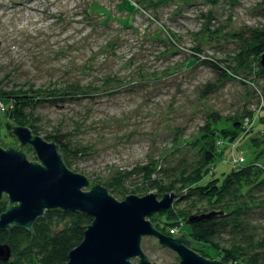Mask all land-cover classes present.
<instances>
[{
  "label": "rangeland",
  "instance_id": "obj_1",
  "mask_svg": "<svg viewBox=\"0 0 264 264\" xmlns=\"http://www.w3.org/2000/svg\"><path fill=\"white\" fill-rule=\"evenodd\" d=\"M89 8L94 13L87 16ZM209 14L215 18L212 29L245 33L264 26V0H0V88L17 93L29 87L96 86L94 97L76 95L65 103L27 106L26 118L43 138L62 134L71 150L84 152L77 156L60 150L70 170L107 188L110 183V194L124 200L131 194L125 188L141 183L137 168L156 161L165 177L191 169L197 154L186 142L196 138L210 114L227 119L260 107L264 76L254 74L245 82L231 72L215 92L203 96L205 87L220 78L206 60L225 64L237 47L236 41L222 37L205 42L202 57L192 59ZM8 122V115L0 114L4 149L19 145ZM245 122L246 132L224 148L202 184L223 181L240 165L264 164V145L252 141L264 134L263 107L251 125ZM23 151L29 161H38L31 147ZM255 191L264 198V185ZM204 204L181 196L171 208L195 214ZM152 216L149 220L166 236L184 235L192 241L184 217L169 227L165 215ZM245 220L237 230H222L217 241L223 247L241 244L248 255L257 254L264 262V208H254ZM194 245L209 253L203 257L221 261L211 246ZM142 249L152 264L180 262L178 254L155 237H145Z\"/></svg>",
  "mask_w": 264,
  "mask_h": 264
},
{
  "label": "trees",
  "instance_id": "obj_2",
  "mask_svg": "<svg viewBox=\"0 0 264 264\" xmlns=\"http://www.w3.org/2000/svg\"><path fill=\"white\" fill-rule=\"evenodd\" d=\"M139 1L141 3L146 1L163 3L165 0ZM207 1L213 4L220 2V0ZM92 13H94L92 8L85 11L87 16ZM213 20L215 18L209 14L208 22L201 32L204 36L203 40L193 48L192 59L202 57L205 42H219L222 37L227 40L233 39L237 47L234 53L228 56L225 64L223 61L209 60L208 62L206 60V63L214 68L220 78L217 83L208 84L205 87L203 96L215 92L220 83L231 78V72L245 82L252 74L259 77L264 76V68L260 64L264 53V26L249 28L245 33H225L222 29L211 28ZM103 84L106 85V82ZM97 91L98 88L94 85L82 86L80 84L44 89L29 87L27 91L20 90L17 93L5 92L0 88V102L6 107L5 112H0V114L8 115V129H12L13 125H25L34 134L39 135V129L26 118L25 108L27 106H35L44 102L65 103L76 95L94 97ZM259 106L264 109V97L260 98ZM259 108L248 110L243 116L227 119L214 113L210 114L196 138L191 142H186L197 154L191 169L185 168L178 175L165 177L159 174L161 168L158 171L157 162L154 161L135 170L142 172L140 184L134 185L130 190L125 188L131 195L154 192L162 198L166 194L178 192L185 199L193 197L205 202L204 206L196 209L195 214H193L194 210L185 212L181 209L177 212L174 208L158 214L166 216V223L169 227L176 225L179 217H184L188 223L191 217L196 218V221L190 223V239L194 249L202 256H209L207 251L194 245V242L211 246L219 252L220 260L226 264H264L257 254L248 255L247 250L241 244L234 243L223 247L217 241L222 230L230 226L235 230L239 229L251 210L264 208V198L255 191L264 185V164L240 165L241 167L234 169L223 181L213 179L206 184L202 182L215 161L223 157L224 148L236 143L246 132L248 127L245 126V121H249L247 123L249 125ZM260 137L252 139L257 147L264 145V134ZM44 139L55 142L63 153L68 151L75 153L62 134L47 135ZM83 153V151H76L75 155H83ZM124 178L123 176L121 180ZM109 187L111 188L110 183ZM108 191L110 192V189ZM7 204L8 201L0 202V215L6 210ZM92 221V217L80 212L49 210L36 220L32 231L22 227H13L9 231L0 230V243L7 244L12 252L10 260L8 262L0 260V264H63L69 260L70 252L83 242L86 227Z\"/></svg>",
  "mask_w": 264,
  "mask_h": 264
},
{
  "label": "water",
  "instance_id": "obj_3",
  "mask_svg": "<svg viewBox=\"0 0 264 264\" xmlns=\"http://www.w3.org/2000/svg\"><path fill=\"white\" fill-rule=\"evenodd\" d=\"M264 68V53L260 60ZM19 145L0 147V202L8 204L0 215V230L13 227L33 230L34 223L46 211L80 212L93 218L86 227L83 242L69 254L63 264H152L142 249L145 237L159 243L179 256V264H226L209 260L195 252L193 242L184 235L166 236L149 220L155 213L165 212L182 195L169 193L161 199L156 193L145 196L126 195L117 200L108 189L75 173L65 164L60 147L29 127L12 126ZM31 147L38 161H29L23 148ZM196 221L191 217L189 222ZM11 248L0 243V260L8 262Z\"/></svg>",
  "mask_w": 264,
  "mask_h": 264
},
{
  "label": "built area",
  "instance_id": "obj_4",
  "mask_svg": "<svg viewBox=\"0 0 264 264\" xmlns=\"http://www.w3.org/2000/svg\"><path fill=\"white\" fill-rule=\"evenodd\" d=\"M0 110L3 111V112H5V110H6V107H5V105L2 102H0Z\"/></svg>",
  "mask_w": 264,
  "mask_h": 264
}]
</instances>
